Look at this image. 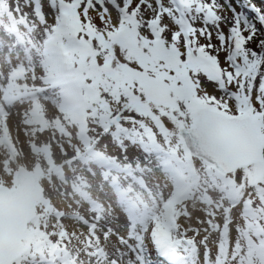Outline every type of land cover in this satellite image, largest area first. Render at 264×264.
Masks as SVG:
<instances>
[{
	"label": "snow or ice",
	"instance_id": "obj_1",
	"mask_svg": "<svg viewBox=\"0 0 264 264\" xmlns=\"http://www.w3.org/2000/svg\"><path fill=\"white\" fill-rule=\"evenodd\" d=\"M230 4L29 0L31 15L25 12L21 22L42 33L45 68L51 63L81 91L99 92L93 108L95 143L111 132L109 124L99 122L100 114L123 109L122 119L125 114L127 122L139 117L140 126L162 134L174 154L199 156L207 171L237 186L254 222L247 224L246 248L237 244V252L223 264L229 259L233 264H264V3L248 6L255 12L251 19ZM97 72L102 82L92 84ZM198 195L212 201L207 188L170 195L162 217L155 220L154 234L172 241L173 233L182 230V218H191L188 197ZM82 226L84 233L66 227L64 213L57 209L51 223L47 218L37 222L36 238L15 254L0 255V264H59V257L80 264L82 256L100 255L109 233H99L95 223ZM74 240L81 251L71 259ZM110 264L119 261L113 258Z\"/></svg>",
	"mask_w": 264,
	"mask_h": 264
},
{
	"label": "rangeland",
	"instance_id": "obj_2",
	"mask_svg": "<svg viewBox=\"0 0 264 264\" xmlns=\"http://www.w3.org/2000/svg\"><path fill=\"white\" fill-rule=\"evenodd\" d=\"M28 2L29 0L0 1L1 4H6V9L0 13L3 15L2 21L4 22L2 24L4 29L0 30V106L2 107L0 121L4 122L3 119L7 117L14 120L21 111L23 125L29 126L31 121L29 116L31 105L29 104L32 103V107H38L44 111L46 116H50H47L50 127L42 129L41 134L33 135L26 142L21 134L16 137V143L20 149L24 150L22 163L9 152V147L4 144V141L0 142V148H2L0 186H12L15 171L19 167L33 170L36 165H41L46 172L41 180L45 194L44 200L48 201L53 194L55 196L54 205L67 208L69 214H64L66 226L84 233L85 228L82 224L89 228V222H94L99 233L105 231L109 233L106 240L102 242V246L107 245L110 250L113 245L115 249L124 248L128 252L131 251L134 254V259L129 258L132 264H139V260H142L143 264L155 263V245L160 239L154 234L155 220L157 216L162 217L163 215V202L173 194L197 188L203 191L207 188L212 196V201H207L202 195H198L194 200L189 196V210L192 215L190 219L182 218V228L186 230L183 231L184 237H194V244L199 248L197 252H193L195 256L193 264H223L225 257H230L237 252V244L246 248L247 224L254 222V216L246 202L241 200L243 193L237 186L227 183L218 175L207 171L206 165L201 159L185 157L182 153L174 154L167 146L162 134L153 135L147 128L140 126L139 117L135 122H127L128 117L125 114L122 119L119 113L123 112V109H115V114L113 112L107 114L106 111L101 113L99 122L109 124V127L113 126V130H115L113 120L116 116L120 117L123 124L122 131L126 133V136L120 135L116 138L108 135L104 136L100 143H95L93 136L98 121L94 117L93 108L100 101L99 92H83L72 82H68L64 86L65 89L53 87L46 90L45 87L53 86L49 78L59 71L51 63H48L45 68L48 58L44 55L45 49L40 44L42 33L29 31V27L21 22V17L25 12L31 15V7H26ZM252 3L259 6L264 3V0H231L228 7H235L236 11L243 12L251 19L255 16V12L248 7ZM225 16L230 19L231 12H226ZM5 18L10 22L6 23ZM28 25H32L31 16L28 17ZM2 32L10 33L11 38L7 39ZM13 52L23 54L27 62L33 63L34 72L40 76H46L47 82H38L30 77L24 80L25 85L36 86L35 94L20 96L18 93L10 95L5 93L6 85L11 82L10 74L14 71L26 73L31 66L21 60V56L13 58ZM99 82H102V78L97 72L95 80L91 83ZM40 88H43L44 91L39 92ZM56 93L60 97L58 101ZM2 95L3 97L9 96L6 100L9 101L8 104L1 101ZM48 105L51 106V109ZM100 107L106 109V104L100 102ZM128 111L131 112L132 109L129 108ZM4 124L6 125L5 122ZM1 129L0 127V131ZM83 136L85 137L82 139ZM80 138L89 145L87 153H77L78 157L82 154L85 155L84 159L89 169L81 170L84 172L81 179L82 181L88 179V186L96 185V189H90L91 186L83 188L82 193L79 191L78 182L72 183L66 177L68 176L64 170L66 165H63L65 161L72 163L73 167L70 170L68 168L69 174L74 168H78L77 161L73 162V160L76 158V152L80 150L78 142ZM152 143L157 147L150 148L149 145ZM43 145H51L54 149L45 150ZM95 147L115 160L112 162L118 166L119 170H109L99 165L96 162V156L89 154V152L95 151ZM158 149H161L164 155L160 154ZM48 154L58 161L57 165H62L61 170L65 172L59 169L61 177L58 175V169L54 166L56 163H50ZM100 155L104 156L102 153ZM6 157L8 158L3 163L2 159L4 161ZM153 157L161 158V162H156ZM169 157L179 165V168L174 167L175 178L180 182L178 189L171 171L167 173L160 168V164L165 165ZM93 160L95 161L93 162ZM108 161L111 162V160ZM53 171H56V174ZM117 171L122 172L116 173ZM48 179L51 181V190L49 184L48 189L44 185V180ZM117 193L129 199L126 206L120 205L115 199ZM233 193L234 196H232ZM94 195L106 197H104V201H101V199L97 200L96 198L99 197L95 198ZM229 196L235 197L239 201L236 207L233 208L230 204ZM44 200L40 204L48 208V203L46 204ZM64 202H66L65 205L62 204ZM122 207L126 212H131L130 208L139 211L137 217L140 216V218H135L133 214L135 219H131L129 214L122 213L124 211ZM224 208H230L231 211L225 212ZM53 212L50 211L49 223L54 219L55 212ZM226 236H228V242L225 241ZM34 238H36V230L29 226L23 242L25 244ZM132 243L137 244L138 247ZM132 249L139 253L135 255ZM108 256L110 257V254ZM122 257L121 253L116 252L109 259L115 258L120 263ZM84 260L88 261L85 264H99L96 258L82 256L81 261ZM228 264H233V262L229 259Z\"/></svg>",
	"mask_w": 264,
	"mask_h": 264
},
{
	"label": "bare ground",
	"instance_id": "obj_3",
	"mask_svg": "<svg viewBox=\"0 0 264 264\" xmlns=\"http://www.w3.org/2000/svg\"><path fill=\"white\" fill-rule=\"evenodd\" d=\"M2 1V0H0ZM6 9V4H1L0 3V13H3V11ZM0 22H3V15L0 14ZM6 23H9L10 20H8L7 18H5L4 20ZM2 24L3 23H0V30L4 29L2 27ZM4 37H6L7 39H10L11 38V34L8 33V32H2ZM14 56L13 58H18L21 56V60H23L25 63H29L31 66L28 68V71L26 73H20L19 71L16 72H12L9 76V80H13L14 82H10V84L6 85L5 87V93L6 94H11V93H18V94H24V93H28V92H32L36 89V86L33 87V86H30V85H25L24 84V80L28 77H30L31 79L33 80H36L38 82H43L45 81L44 79H41L42 77H45L46 76H40L39 74H37L36 72H34V67H33V63L32 62H27V59L24 57L23 54H15V52H13ZM43 55V54H42ZM16 61H18V59H16ZM47 79V78H46ZM68 82H71L68 78L64 77L60 72L59 73H55L52 77V80H51V83L53 85L54 88H61V89H65L64 86L67 85ZM16 90V91H15ZM18 91V92H17ZM57 96H58V93H56ZM4 100L6 99L3 98ZM60 99V97L58 96V99L57 101ZM31 100V99H30ZM30 102H33V101H30ZM29 105H31V111H29V116H30V122H29V126H26V125H23V114L22 112L20 111L17 115V117L12 120V118L10 117H7L5 119H3V121L6 123V125L4 124V122L0 121V127L2 128L1 131H0V138L4 139V141L8 142L9 141V145H10V148L14 149L15 151V158L20 162L22 163L23 161V151L22 149H20L19 145L16 143V137L21 134L24 138L23 140H25V142L27 141V139L29 138H32L33 135L34 136H37V134H41L42 133V129H48L50 127V125L48 124V117L50 116H46V114L44 113V111H42V109H39L38 107H35L33 106L32 107V103H30ZM28 105V106H29ZM48 107L51 109V106L48 105ZM53 118H56L58 119L59 117H53ZM55 122V121H54ZM113 123H114V127H115V130H113V126L111 127V132L110 134L108 135H111L112 137H119L120 135L121 136H126V133H124L122 131V123H121V118L120 117H115L114 120H113ZM55 124H57V122H55ZM37 127V128H36ZM55 127V126H54ZM56 128V127H55ZM38 129V130H36ZM57 129V128H56ZM58 130V129H57ZM36 134V135H35ZM106 135V136H108ZM8 140V141H7ZM79 142V147H80V150L77 153H83V152H86L87 153V150H88V144L83 141L82 139L78 140ZM149 145V144H148ZM45 149L47 148H51V149H54L51 145L48 146V145H43ZM150 148L152 147L151 145H149ZM94 148V147H93ZM0 153L2 155V148H0ZM100 153H102L105 158L107 160H113L111 159V157H108L105 155V153L101 150V149H97V147H95V151H92V152H89V154L91 156H96V159H98L101 155ZM84 156V155H83ZM152 157V156H151ZM8 157H6L3 161L2 159V162L4 163L6 161ZM45 158V157H44ZM154 160L156 162H161V158H157V157H153ZM50 161L52 163H56L58 161H56V159H53L52 157H49ZM95 159V158H94ZM143 159V157H142ZM168 159V162H166L165 165L163 164H160V168L161 170L163 171H166L167 173H169V171H171L172 168H179V165H177V163L174 161V159L172 158H167ZM77 161L78 163V168H74L72 173L69 174L68 173V168L69 170L73 167L72 163H70L69 161H65L63 162V165H66V167L64 168V170L67 172L68 176H66L70 182L74 183V182H78V186H79V191L82 193V189L83 188H88L89 186L90 189H96V185L92 184V185H89L87 183H89L88 179H82L83 176L82 174L84 172H82L81 170L82 169H88V167L85 165V162L86 160L81 157L80 160H73V162ZM95 160H93L94 162ZM115 161V160H113ZM146 161V160H144ZM124 165V164H123ZM129 170L133 171L129 166L125 165ZM117 168V167H115ZM114 168V169H115ZM117 170V169H115ZM98 171V170H96ZM100 172V171H99ZM122 171H117L116 173H121ZM48 184H49V189L51 190V181L48 179V180H44V185H45V188L48 189ZM87 184V185H86ZM46 192V191H45ZM65 194V193H64ZM63 194V195H64ZM89 197V195H87ZM94 197H99V198H96L97 200H100L101 201H104V197L106 196H103V195H99V196H95ZM63 199L65 201H67V199H65L63 197ZM110 199V197H109ZM115 199L118 200V203L122 206H126L129 202V199L126 198L124 195L122 194H118L116 195ZM54 200H55V196L52 194L50 199L45 200V202L47 201L48 204L51 205V207L49 208H46V207H43L42 205H38V213H40L38 215V219L37 221H34L30 224V228L33 227L35 229V225L37 224V222L39 221L40 223L43 222V220L45 218L47 219H50V211H56L57 209L61 210L63 213L67 214L68 211H67V208H64L63 206H56L54 205ZM62 204H66V202L62 203ZM55 206V207H54ZM123 208V207H122ZM130 208V207H129ZM56 209V210H55ZM124 209V208H123ZM131 209V212H126V210L124 209V211H122V213H127L131 216V219H133L134 217L135 218H140L137 217V214L139 211H136L132 208ZM50 210V211H49ZM67 211V212H66ZM137 212V213H136ZM75 213V212H74ZM133 214L135 215L133 217ZM67 227V226H66ZM98 229V228H97ZM36 230V229H35ZM183 231H186L185 228H182L181 232L179 234H173V237H176V239H179L181 241H183L184 239H190V240H194V237H184V232ZM175 239V238H173ZM106 239L103 240V242L105 241ZM164 241V242H163ZM177 240H175V243L172 242L173 244H175L176 247H173L175 248L173 250V248H171V253H170V257H171V260L168 261L167 259H165L163 256H158V258L160 259V261L162 263H155V264H173L175 262H178L180 264H192L194 263V254L193 252H197L198 251V246H196L194 243L192 244H188V243H176ZM163 243V245H167L169 246L170 244H167L166 242H169V241H166V240H163L161 239V241ZM172 244V245H173ZM102 246V245H101ZM102 249L104 250L100 255H97L95 256L94 258H96V260L99 262V264H109V262L111 261V258L113 256L114 253H118L123 256L120 263L119 264H132L130 261H129V258H133V254L131 252H128L127 250H125L124 248L123 249H115L113 245H111L110 247V250L108 248V246L106 245L105 247L103 246ZM115 249V250H114ZM107 250V251H106ZM81 251L78 246L76 245V242L75 240L73 241V244L70 245V252L72 253V256H71V259H74L77 252ZM120 251V252H119ZM108 254H110V257L108 256ZM130 254V255H129ZM134 259V258H133ZM214 259H216V257H214ZM213 259V260H214ZM157 260V258H156ZM67 262H69L70 264V260H66ZM215 261V260H214ZM88 261L84 260L83 262L80 261V264H85L87 263Z\"/></svg>",
	"mask_w": 264,
	"mask_h": 264
},
{
	"label": "water",
	"instance_id": "obj_4",
	"mask_svg": "<svg viewBox=\"0 0 264 264\" xmlns=\"http://www.w3.org/2000/svg\"><path fill=\"white\" fill-rule=\"evenodd\" d=\"M21 170L16 188L0 189V255L4 256L15 254L22 246L21 236L36 216V202L42 199L39 187L42 171Z\"/></svg>",
	"mask_w": 264,
	"mask_h": 264
}]
</instances>
